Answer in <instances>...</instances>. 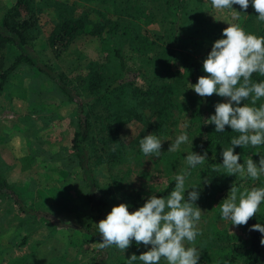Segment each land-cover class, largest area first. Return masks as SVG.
I'll use <instances>...</instances> for the list:
<instances>
[{
  "label": "rangeland",
  "instance_id": "1",
  "mask_svg": "<svg viewBox=\"0 0 264 264\" xmlns=\"http://www.w3.org/2000/svg\"><path fill=\"white\" fill-rule=\"evenodd\" d=\"M14 1L0 0V15ZM32 3L38 16L37 27L31 34L36 56L62 73L66 80L73 82L86 73L91 60H98L97 66L104 81L109 83L118 75L116 61L112 56L113 49L118 45L121 46V53L128 67L143 68L147 73L143 79L137 80L138 84L148 85L152 81H161L165 73L160 72L161 62L158 61V56L153 52L146 56L140 55L131 49L126 40L129 34L138 33L140 28L147 30L153 38H159V43L174 48L175 52H189L203 65V60L211 50L209 40L200 36L207 38V34L216 32L218 27L222 30L228 27V23L238 25L245 32L258 36L260 23L251 6V0L246 11L239 5H233L232 10L221 11L212 8L210 0H183L180 10L181 17L185 18L183 31L185 35L198 36L199 39L182 47H174L168 43L167 38L176 21V3H166L165 0H32ZM137 5L144 9L147 20L131 19L117 11L127 9L132 12ZM70 16H81L91 25H105L109 19L118 22L119 32L116 36L105 31L99 36L87 33L61 50L52 49L47 44L50 32L59 20ZM22 49L29 51L27 47ZM17 52V48L13 47L8 52V60ZM175 65L177 66L178 62H173V66ZM158 72L160 73L156 74ZM188 92L196 94L191 88H188ZM226 99L219 96L217 103L225 102ZM259 101L264 104V98ZM211 110L210 116L215 113V105ZM178 116L175 125L178 131L175 136L168 141L160 139L161 150H168L177 136L187 134L189 137V142L182 144L175 151L176 168L172 170L171 177L185 172L183 170L187 166L186 156L193 151L196 140L195 135L186 132L187 115ZM142 129L143 125L139 121L132 120L126 123L119 133L120 138L134 154L140 147V140L144 138L140 137ZM75 130V106L51 80L27 64L20 65L11 73L5 89L0 94V173L20 191L26 205L46 212L49 220L40 216L36 219L18 210L10 201L0 199V264H16L15 260L23 254H28V257L24 262L17 264H50L51 261L56 264H93L101 237L98 232L96 236H90L76 229L89 220V202L85 197L86 188L75 162L68 157ZM148 133L149 131L145 134ZM257 151L264 154V145L252 147V150L245 149L244 157L241 156L239 162L243 164L251 158L258 164L260 154L256 153ZM155 159L156 156L142 155V162L135 157L133 161L124 162L119 166L121 172L114 170L119 178L126 169L125 165L133 169L127 174V181L123 182L128 191L120 192L110 183V170L106 166H95L93 172L99 185L95 196L96 207L102 212L111 210L114 205L120 203H126L128 207H141L145 202L136 197L137 193L141 194V198L148 199L152 196L153 187L162 188L169 180L165 172L158 173L157 169L154 171ZM143 168L147 176L139 173ZM204 169L205 166H197L185 180V198L192 190L187 187L192 185L200 184L199 192L203 194L194 206L202 210L200 221L196 225L200 236L205 232L209 215H212V211H209L211 188L206 179L211 174L205 175ZM215 171L217 178H222L228 184L225 188L226 197L233 184L247 177L226 174L224 168ZM256 181L264 186V175ZM139 207H133L132 211ZM106 215L107 213H103L101 218ZM216 224L244 236L239 227L231 225L221 217ZM24 236H27L25 245L22 242ZM186 246H194L199 252L197 241L193 245L186 243ZM150 247L151 245L145 247L143 244L137 246L133 241L131 246L122 252L112 246L106 249V264H117L119 256L128 258L133 253L139 256ZM63 255L69 263L58 261V257ZM161 264L166 262L162 259ZM198 264L218 263L199 259Z\"/></svg>",
  "mask_w": 264,
  "mask_h": 264
},
{
  "label": "trees",
  "instance_id": "2",
  "mask_svg": "<svg viewBox=\"0 0 264 264\" xmlns=\"http://www.w3.org/2000/svg\"><path fill=\"white\" fill-rule=\"evenodd\" d=\"M169 1L165 0L166 3H176L174 9L177 17L168 34V43L174 47H182L186 43L199 39L198 36H187L183 31L185 18L181 17L180 12L183 0ZM134 8L132 12L127 9L117 11L131 19H148L141 6L137 5ZM132 22L131 20L130 24ZM37 23L38 16L32 0H15L0 15V94L5 89L11 73L20 65L27 64L51 80L74 104L76 130L71 139L68 157L75 162L86 188L85 197L89 202V220L76 229L87 235L96 236V224L102 219L101 215L111 211L102 212L96 207L95 196L99 185L93 168L98 165L106 166L111 172L110 183L120 192L128 191L123 182L127 181L126 176L133 169L125 165L126 169L119 178L114 170L121 172L119 166L124 162L133 161L135 157L142 162L141 157L144 154L140 147L134 154L120 138L121 128L126 123L136 120L143 125L140 137H145L147 135L145 133L149 131L148 135L151 134L158 139L168 141L178 131L175 125L178 122V115L182 114L188 117L186 132L196 137L193 152L199 154L207 152V159L200 166H205V175L211 174L206 179L211 188L209 211H212V215H209L205 232L196 238L200 260L218 264H264V246L260 244L262 234L259 231H250L253 224H264V203L261 204L259 213L251 218L247 225L239 226L244 236L216 224L221 217L220 203L226 198L225 188L228 184L222 178H217L215 169L223 168L221 152L223 148L230 147L231 139L239 134L232 131L229 126L225 127L224 132H216L214 124H203L204 119L210 117L212 106L216 105L219 96L213 94L211 97L201 98L197 94L193 95L188 92L190 83L195 84L199 76L207 75L203 71L202 63L189 52H175L174 48H168L159 43V38H153L147 30L140 28L138 33L129 34L126 40L131 49L138 54L146 56L153 52L158 56V61L161 62L160 72L165 73L161 81H152L148 85L138 84L137 80L143 79L147 73L143 68L128 67L124 62L119 45L113 49L112 55L116 61L118 75L109 83L104 81L103 74L97 66L98 60H91L86 73L79 76L76 82L68 81L62 73L36 56L31 34L36 29ZM218 28L216 32L207 34V38L200 36L202 39L209 40L210 50L214 41L222 38L223 30ZM103 31L116 36L119 32L118 22L107 19L105 25L99 23L91 25L81 16L65 17L56 23L47 38V44L52 49L61 50L84 34L99 36ZM258 36H264V21L259 23ZM13 47H16L18 52L11 60H8V52ZM22 47L29 48V51H24ZM173 62H178V65L173 66ZM251 80L254 83L260 82L264 80V76L254 73ZM260 104V101H257L254 106L259 107ZM245 149L252 150V146L235 147L234 151L240 157H244ZM161 151L154 161L156 167L154 171L157 169L158 173L165 172L169 180L162 188L151 187V191L152 195L166 197L175 187L174 177L170 174L176 168L177 154L167 149ZM195 168H191L190 171ZM187 170H189L188 165L183 171ZM139 173L147 176L144 168L140 169ZM234 185L241 190L264 187L248 177L240 179ZM202 195L200 192L199 197L201 198ZM136 197L141 199V202L147 200L146 197L141 198L139 193ZM0 199L10 201L16 205L18 210L36 219L40 216L49 220L46 212L26 205L21 198L20 191L1 173ZM133 207L139 206H130V212ZM22 242L24 245L27 243V236H24ZM106 256V249L101 250L97 246L93 264H106ZM27 257L28 254L20 255L15 260L16 264L24 262ZM125 260V256H119L116 263L125 264ZM58 261L69 263L65 255L58 257ZM50 264L56 263L51 261Z\"/></svg>",
  "mask_w": 264,
  "mask_h": 264
},
{
  "label": "clouds",
  "instance_id": "3",
  "mask_svg": "<svg viewBox=\"0 0 264 264\" xmlns=\"http://www.w3.org/2000/svg\"><path fill=\"white\" fill-rule=\"evenodd\" d=\"M250 0H210L216 10H232L239 5L247 10ZM251 6L257 13L259 21H264V0H251ZM223 29L222 38L214 41L211 51L203 60V71L191 88L201 98L216 94L227 98L225 102L215 105V113L204 119L205 125L214 124L216 132H224L229 126L239 135L231 139V147L223 148L222 167L226 174L247 176L252 180L264 175V154L260 151L259 163L247 159L240 163L235 147H258L264 145V104L255 107L257 101L264 98V81L252 82L254 73L264 76V36H256L245 32L238 25L230 24ZM249 101V103H245ZM207 139V137H205ZM193 138L191 140L192 144ZM189 142L187 134L176 137L168 148L169 152L177 151L184 143ZM140 149L145 156L159 157L162 141L151 134L140 140ZM207 152L199 154L191 151L186 156L189 170L174 177L175 187L166 197L150 196L135 211H129L126 203L114 205L105 218L97 224V232L101 241L99 249L115 246L122 252L132 242L151 247L139 256L133 253L126 258L125 264H198L200 255L193 245L198 235L197 223L201 218V209L195 202L199 199L200 184L187 188L185 199V180L190 169L204 164ZM220 203V216L224 221L239 227L260 211L264 203V187H252L241 190L234 184L228 196ZM250 231H259L260 244L264 246V224L256 223Z\"/></svg>",
  "mask_w": 264,
  "mask_h": 264
}]
</instances>
